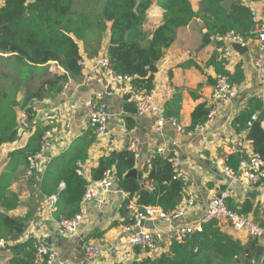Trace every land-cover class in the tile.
Wrapping results in <instances>:
<instances>
[{
    "label": "crops",
    "instance_id": "0c3cea01",
    "mask_svg": "<svg viewBox=\"0 0 264 264\" xmlns=\"http://www.w3.org/2000/svg\"><path fill=\"white\" fill-rule=\"evenodd\" d=\"M164 1L152 0V5L147 10L141 28L146 35L143 45L163 23L165 12L161 4ZM187 1L191 10L197 13L200 0ZM239 1L253 10L258 18L264 19V0ZM3 2L0 3V8ZM95 2L76 0V7L90 8ZM86 11L92 16L88 18L89 28L82 32L81 40H76V44L79 59H85L89 67L96 68L97 61L107 57L110 23L95 19L94 10ZM253 29L254 26L249 33L250 37L243 39L247 48V54L244 56L232 49L231 44L236 42L226 39L230 33L222 38H211L209 44L201 48L202 34L205 30L202 29L199 19H194L187 26L175 31L174 42L156 64L152 92L163 106L164 115L174 117L182 129L188 130L193 127L192 113L198 107H203L207 111L212 107V91L216 78L223 76V73L233 76L237 69L240 71L241 81L238 83L230 82L225 75L228 82L236 86L237 96L231 99L210 123L205 124L200 131L192 132L191 135L177 132L175 127L169 124L157 127L156 119L152 116H137L134 98L136 95H143L144 92L133 89L130 84L131 78L121 89L114 85L105 88L104 81L89 82L78 68L77 73L67 75L57 62H47L39 67L38 69L43 72L66 78L58 91L49 90L43 95L42 100L31 102L32 122L22 130L15 142L0 147V153H13L2 164L1 173L4 171L5 174L17 163L16 154L26 145L36 129L48 131L52 145L44 163L35 165L32 170L26 166L28 173L34 172L41 176L38 186L28 189L29 183L23 182L24 190L21 193L16 191L18 187L16 182L11 186L10 192L16 197L18 207L10 211L9 215L13 217L28 215V220L21 236L16 239L10 237L0 239L6 242V246L0 248V264H9L12 257L10 249L28 239H33L34 244L41 240L55 249L62 264H130L147 257L159 256L167 251L173 239L170 232L200 221L209 201L221 193L227 194L226 202L231 209L246 210L245 216L263 230L260 237L252 239L244 233L233 232L224 220L213 221L214 228L232 241L235 248L240 249L239 254L230 258L227 264H264V252L262 257L255 261L256 247L264 245V185L244 180L230 182L218 165L221 162L233 172L231 166L236 164L238 156L240 160L253 154L251 142L247 137L248 129L234 124L241 113L254 111L256 99L260 102L259 95L264 92V87L258 82L254 66L256 41L251 34ZM7 57L11 56H3L4 59ZM212 59L213 63H209ZM167 87L174 89L172 95L167 93ZM22 97L23 91L18 93L17 101ZM90 101L103 105L109 115L106 130L99 137L93 134V128L88 123L86 104ZM22 116L19 111L16 112V117ZM18 125L21 126L19 121ZM260 126L264 130V121ZM84 136L86 157L76 165L80 168L79 174L87 185L95 183L91 173L98 166L99 159L112 151L133 149L137 172L141 170L148 157L159 149L163 151L162 156L172 155L177 160L178 173L185 179L182 196L177 204L183 207V216L172 220L169 225L165 224L166 221L154 218L143 221V228L135 226L134 219L128 214H121L122 203L127 195L120 190L114 178L108 189L98 190L97 200L81 202L76 213L81 217L76 234L68 235L63 232L58 227L61 217L55 216L57 202L55 209L49 211L48 203L44 196H40L38 188L49 165L54 162L58 164V158L65 154L76 140ZM17 180L18 178H15L14 181ZM149 186L148 182L143 183L144 188ZM63 188L64 183L61 182L57 191ZM49 196L58 198V193ZM129 222L132 224L129 225ZM151 231L161 233L155 252L148 253L145 249L126 245L132 233ZM97 239L102 241L99 243ZM115 242L118 243V247L113 245ZM88 243L100 250L98 258L86 257L84 247ZM251 243H255L254 248H251ZM203 260L217 264L219 258L213 260L209 252Z\"/></svg>",
    "mask_w": 264,
    "mask_h": 264
},
{
    "label": "trees",
    "instance_id": "16d2710c",
    "mask_svg": "<svg viewBox=\"0 0 264 264\" xmlns=\"http://www.w3.org/2000/svg\"><path fill=\"white\" fill-rule=\"evenodd\" d=\"M95 1L90 8H78L76 0H4L0 8V147L18 139L20 127L14 108L24 111L28 126L33 120L31 102L42 100L49 90L58 91L65 81L66 76L52 75L39 70V67L52 61L57 62L67 75L78 72L76 65L80 56L76 40H81L82 32L89 28L88 18L92 17L86 10H94L95 19L110 23L107 57L114 73L130 77L133 89L147 94L154 88L156 64L174 42L178 28L199 19L205 30L201 41L203 48L211 38H222L229 33L246 40L253 27L251 10L239 0H200L197 13L191 10L187 0H165L161 4L165 12L163 23L143 45L146 35L141 28L152 0ZM137 2V13H134ZM11 47L17 48L20 54H11ZM45 52L55 53L62 60L48 58L43 63ZM4 55L11 57L4 59ZM209 63H213V59ZM225 75L228 76L223 73ZM239 77V69L233 76H228L232 83L241 81ZM21 91L23 97L21 101H17V95ZM256 112L257 120L251 121V116ZM207 114V110L198 107L192 113L193 127L188 130L204 123ZM165 117L175 119L166 114ZM262 121L264 107L256 99L254 111L241 113L234 124L248 129L247 137L253 153L264 159V130L260 126ZM45 131L40 128L35 130L26 145L16 154L17 163L0 177L3 182V189L0 191V239H16L26 229L28 215H9L10 211L18 207V201L13 195L7 196V176L12 175L19 164L29 166V157L40 151ZM85 140V136L76 140L58 158V164L54 162L49 165L38 188L40 196L58 193L55 216H60V220L74 217L83 200L87 183L79 174L80 168L76 164L86 157ZM170 157L172 155L162 156L154 152L149 163L142 165L137 172L136 178H125L126 173L135 169L136 156L127 149L112 151L99 159L91 178L93 182H99L107 170L114 174L120 190L127 195L122 203V215L128 214L127 204L133 199L139 209L157 207L164 212H171L181 199L184 185L176 178ZM240 160L238 156L236 164L231 166L233 174L237 172ZM145 181L150 184L149 188L143 187ZM61 182L64 183V188L57 191ZM227 206L229 207L228 204ZM235 212L246 215V210ZM132 223L129 222V225ZM214 227L212 222L204 226L200 233L185 235L181 241L172 239L167 251L159 256L147 257L130 264H212L210 260L202 261L209 252L213 260L219 258L217 264H227L230 258L239 254L240 249L235 248L234 243ZM253 244L255 243H251V248H254ZM10 250L12 257L9 264H33V239Z\"/></svg>",
    "mask_w": 264,
    "mask_h": 264
},
{
    "label": "built area",
    "instance_id": "2783aa9c",
    "mask_svg": "<svg viewBox=\"0 0 264 264\" xmlns=\"http://www.w3.org/2000/svg\"><path fill=\"white\" fill-rule=\"evenodd\" d=\"M3 0H0V3ZM252 12V21L254 29L251 32L252 37L256 41V58L254 61L255 70L258 76L259 84L264 87V19L258 18L257 14ZM226 39L231 42L239 43L241 46L246 47L245 41L238 36H234L230 33L226 36ZM77 68L81 73H84L89 82L101 83L104 81V87L108 88L112 85L118 88H123L129 81L130 77L115 74L111 67V62L108 57H103L97 61L96 68H91L87 65L85 59L81 58L77 61ZM174 89L172 87H167V93L172 95ZM237 88L228 82L225 76H218L216 78L215 85L212 91V107L208 111L207 118L205 122L199 126L194 127L191 130L182 129L177 121L173 118H166L164 115L163 106L156 100L153 92L150 94L136 95L134 98L135 114L137 116L149 115L156 119L157 127H162L164 124H169L177 130V132H184L187 135H191L192 132H198L202 129L205 124L210 123L214 117L229 104L230 100L237 96ZM260 103L264 107V92L259 95ZM88 112V123L93 128V134L96 136H101L106 130V125L109 121V115L103 105L96 102L90 101L86 104ZM258 113L251 116V121H256ZM21 127L23 130L26 128V117L23 115L21 117ZM50 133L45 131L42 141L40 151L29 159V169H34L35 165L42 164L46 161L47 152L51 148ZM134 153V150H130ZM157 154L163 155L161 149L156 151ZM152 155H150L146 161L149 163ZM175 176L177 179L185 183L184 177L178 173V163L173 157H170ZM222 172L229 179L230 182H239L241 180L257 183L264 185V159L258 154H252L250 157L244 159L241 158L237 172L233 174L229 169H227L221 162L218 163ZM114 174L107 170L103 179L99 182L91 183L87 185L85 193L83 195L82 202H92L98 199V190L108 189L113 180ZM227 194L221 193L214 198H212L207 208L201 218L197 223L189 224L184 227L176 228L174 231L170 232L173 239L181 241L182 237L189 234L200 233L203 227L213 221L224 220L230 226L235 233H244L248 237L255 239L260 237L263 230L254 224L252 220L241 214L231 210L227 206ZM44 200L48 203L49 211L55 209L57 202V196L44 197ZM128 215L135 221V226H139L140 222L146 219H159L166 222H171L172 220L181 218L183 216V207L177 205L171 212H164L157 207H145L142 209L137 208L135 205V199L130 200L127 204ZM80 215H75L72 218L64 219L58 222V227L63 230L68 235H75L78 226L80 224ZM161 237L159 231H151L149 233L139 232L132 235L128 240L126 245L131 248L138 247L139 249H145L148 253H153L156 250L157 242ZM102 240L97 239V242ZM118 247V243L113 244ZM6 246L5 241H0V248ZM264 247V245H263ZM85 255L87 258H98L101 254L100 250L94 247L91 243H88L85 247ZM33 264H62L58 260V253L55 249L48 246L45 242L37 240L34 244V260Z\"/></svg>",
    "mask_w": 264,
    "mask_h": 264
},
{
    "label": "rangeland",
    "instance_id": "374dc122",
    "mask_svg": "<svg viewBox=\"0 0 264 264\" xmlns=\"http://www.w3.org/2000/svg\"><path fill=\"white\" fill-rule=\"evenodd\" d=\"M14 111H15V113L17 111H19V113L21 115L24 114L23 113L24 111L23 110H20L18 108H14ZM19 118H20V120H18ZM18 121H19V123H21V117H17V122ZM18 137H19V135H18ZM11 155H13V153H9V154H7V153H0V173L2 171V164H3V162L5 161V159L10 158ZM3 174H4V171H3V173H1V176ZM38 175L39 174L34 173V172L33 173H28L27 168H26V165L19 164V166L17 167L15 173L12 174V175H10V176L9 175L7 176V178H9V181H8V184H7V188L5 190L6 193H7V196L12 195L11 192H10V189H11L12 184L15 183V182L18 184V187L16 188L17 193H21L24 190V188H23V182H28L29 183V187L27 186L28 189H33L34 186H38L37 184L39 183V180H40L39 177H41V176H38ZM15 178H18V180L17 181H14ZM2 186H3V182L0 179V191H2V189H3Z\"/></svg>",
    "mask_w": 264,
    "mask_h": 264
},
{
    "label": "water",
    "instance_id": "95a60500",
    "mask_svg": "<svg viewBox=\"0 0 264 264\" xmlns=\"http://www.w3.org/2000/svg\"><path fill=\"white\" fill-rule=\"evenodd\" d=\"M138 4H139V2H137L135 7H134V13H137ZM231 47L237 54H239L241 56H244V55L247 54V48L244 47V46H241L238 43H232ZM9 52L11 54H20V51L17 48H15V47H11L9 49ZM48 58H52V59L56 58V59H61L62 60V57L59 56V55H56L55 53L45 52L42 62L45 63ZM41 108H43V105H41ZM21 132H22L21 129L18 130V135H21ZM136 177H137V171L135 169L129 171L125 175V178H136ZM165 224L169 225L170 223L167 224V222H166ZM143 225H144V222H140L139 223V227L140 228H143ZM134 234H135V232L132 233V235H134ZM263 252H264V247H262L261 245H258L256 247L255 261H258L262 257Z\"/></svg>",
    "mask_w": 264,
    "mask_h": 264
}]
</instances>
